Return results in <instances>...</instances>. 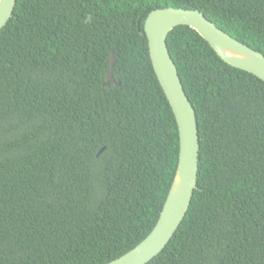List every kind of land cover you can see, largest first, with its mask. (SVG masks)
<instances>
[{
	"label": "trees",
	"instance_id": "obj_1",
	"mask_svg": "<svg viewBox=\"0 0 264 264\" xmlns=\"http://www.w3.org/2000/svg\"><path fill=\"white\" fill-rule=\"evenodd\" d=\"M169 7L264 56V0H16L0 31V264H108L155 227L179 136L143 26ZM166 44L196 117L197 185L147 264H264V82L186 26Z\"/></svg>",
	"mask_w": 264,
	"mask_h": 264
},
{
	"label": "water",
	"instance_id": "obj_2",
	"mask_svg": "<svg viewBox=\"0 0 264 264\" xmlns=\"http://www.w3.org/2000/svg\"><path fill=\"white\" fill-rule=\"evenodd\" d=\"M15 5L16 0H0V31L11 18ZM179 26H186L195 31L228 66L249 73L264 82V56L219 30L201 12L169 7L148 14L143 31L154 74L177 124L178 164L153 230L134 249L108 264H147L160 254L185 217L196 189L199 151L196 117L166 44L168 34ZM113 60L112 56L111 67ZM111 74L112 71L109 70L105 86L114 82Z\"/></svg>",
	"mask_w": 264,
	"mask_h": 264
}]
</instances>
